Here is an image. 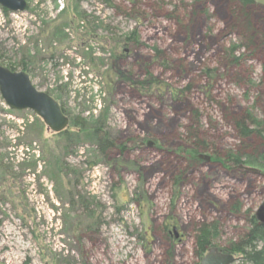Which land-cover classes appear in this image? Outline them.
Returning <instances> with one entry per match:
<instances>
[{
  "label": "rangeland",
  "instance_id": "374dc122",
  "mask_svg": "<svg viewBox=\"0 0 264 264\" xmlns=\"http://www.w3.org/2000/svg\"><path fill=\"white\" fill-rule=\"evenodd\" d=\"M26 1L18 13L0 5L4 63L25 67L71 119L104 123L116 148L101 156L88 134L69 145L0 94V264H200L204 225L224 249L252 216L264 221V168L224 163L264 144L260 124L261 139L237 129L248 115L264 120V6ZM131 32L138 42L122 56L114 40ZM110 54L121 56L116 70L161 89L111 78ZM194 143L211 159L190 160Z\"/></svg>",
  "mask_w": 264,
  "mask_h": 264
},
{
  "label": "trees",
  "instance_id": "16d2710c",
  "mask_svg": "<svg viewBox=\"0 0 264 264\" xmlns=\"http://www.w3.org/2000/svg\"><path fill=\"white\" fill-rule=\"evenodd\" d=\"M238 2L243 3V8H247L249 5L253 4L252 0H237ZM4 12L7 13L8 11L4 9ZM83 19V18H81ZM244 24L247 30L251 32V34H256V32L252 29V26L247 21V17L244 16ZM64 29H59L58 31L61 33ZM258 36V35H257ZM251 38H254L253 36ZM122 42H116V45L119 46L123 42H138L137 34L136 32H131L126 38H124ZM128 43V44H129ZM240 47L237 45H234L232 49H230V52L236 51V49ZM234 60L236 62L239 61V57H235ZM0 64L11 69L12 71H18L17 66L12 64H5L3 61L2 56L0 55ZM23 66V65H22ZM112 63H111V69H112ZM26 68L22 67L21 71L26 72ZM137 85H141L144 88L150 89V88H157L161 89V83L154 78H149L144 83H137ZM50 95V94H49ZM63 113H66L64 108L61 106ZM101 121H98L96 125H90L87 123V121L80 117H75L71 119V125H86L88 127H94L92 128H85L82 132L84 134H88V136L91 137L92 141L97 143L99 145L98 152H100L101 156L106 157L107 156V150L113 145V140L110 137V135L103 130L104 123H100ZM103 122V121H102ZM101 124V125H100ZM260 127L264 124L263 121H258L254 119L251 115H248V118H245L242 120V122L237 123V129L239 130L240 138L247 139L250 138L252 135H259L260 139L262 137V132L259 129H255L252 126H259ZM263 127V126H262ZM258 133V134H256ZM86 136V135H85ZM199 145L194 143L192 145V151H190V160H196V155L199 152ZM260 148V146H259ZM261 148L264 149V144L261 145ZM260 148V149H261ZM258 150H256L255 153H257ZM264 160V153L261 154ZM253 162L257 165V167L263 168V164H259L256 161V158H254V155H243L240 152L232 155H228L226 159H224V163L230 164V167H238L241 166L243 163ZM227 164V165H228ZM249 228L248 230L234 243H231L229 247H226L223 250L225 253H231L233 255H238L240 258L239 264H264V224L260 223L258 220H256L255 216H252L249 219ZM214 228L211 225H204L200 229V234L197 236L196 240V255L200 259V262L202 258L204 257L205 253L211 247L213 244L212 240L214 238Z\"/></svg>",
  "mask_w": 264,
  "mask_h": 264
},
{
  "label": "water",
  "instance_id": "95a60500",
  "mask_svg": "<svg viewBox=\"0 0 264 264\" xmlns=\"http://www.w3.org/2000/svg\"><path fill=\"white\" fill-rule=\"evenodd\" d=\"M252 1L256 5L264 6V0ZM0 5L11 13L24 12L27 9L26 0H0ZM0 94L11 110L32 111L54 133L65 130L69 125V118L63 113L59 103L49 94L37 89L24 71H12L0 64ZM148 144L151 145L150 142ZM260 223L264 224V221ZM235 260L233 254L211 246L200 264H233Z\"/></svg>",
  "mask_w": 264,
  "mask_h": 264
},
{
  "label": "flooded vegetation",
  "instance_id": "af4514ba",
  "mask_svg": "<svg viewBox=\"0 0 264 264\" xmlns=\"http://www.w3.org/2000/svg\"><path fill=\"white\" fill-rule=\"evenodd\" d=\"M240 4H241V6H243V3L242 2H239ZM253 4H254V2H253ZM83 18V17H82ZM64 31V30H63ZM88 30H86V33L87 34H90V33H88L87 32ZM91 35V34H90ZM110 40V39H109ZM123 40H125V39H121V40H114V45H116V42L118 41V42H122ZM130 44V43H129ZM128 45V43L127 42H123V43H121L119 46H121V47H123L124 48V53L122 54V56L123 55H126L128 52H129V50L126 48V46ZM117 46V45H116ZM120 57L121 56H119V55H117V54H110V58H109V64H108V66L109 67H111V63H112V69L110 70V73H111V78H117V79H120V81H125V82H130V84H133V85H136V86H139L140 88H142V86L141 85H137V83H144L145 81H135L132 77H131V75L130 74H128V73H126V72H121V71H118V70H116L115 68L118 66V62H119V60H120ZM68 118H69V125H68V127L65 129V130H63V131H61V132H58V133H54V132H52V131H50V130H48L47 129V131L48 132H50L51 134H53V136H55V137H63V140L66 142V143H68L69 145H74L75 146V144H73V143H78L79 141H78V139L82 136V134H84V132H82L83 131V129H85V128H94L93 126L92 127H88V126H86V125H76V126H74V125H71V117L67 114V113H64ZM264 117V116H263ZM263 126V127H262ZM261 127L263 128V130H264V124L262 125ZM47 128V127H46ZM253 128H257V129H259L258 128V125L256 126H253ZM103 129H104V127H103ZM239 131V130H238ZM239 137H240V135H239ZM113 140V139H112ZM96 144V149H97V152H98V149H99V145L97 144V143H95ZM140 144H143V143H140ZM149 145V144H148ZM149 146H151V145H149ZM116 148V145H115V143H114V140H113V145L107 150V153H109V151H110V149L112 150V149H115ZM118 148H119V150H120V152L121 153H125V150H126V148L125 147H119L118 146ZM193 149V148H192ZM192 151V150H191ZM100 153V152H99ZM262 153H264V149H263V151H260V148H259V145H258V151H257V153H255V155H254V158H256V161H257V163H259V164H263L264 163V160H263V157L261 156V154ZM122 154H119V156H121ZM207 157V156H206ZM204 155H201V154H197L196 155V160L197 159H203V158H206ZM209 158V160L211 159V157H208ZM227 158V157H226ZM225 158V159H226ZM114 164H115V166H118V165H122V162H120V161H118V160H116V161H114ZM263 168H264V164H263V166H262ZM263 168H260L259 167V169H260V171L262 172V170H263ZM260 172V173H261ZM264 174V173H263ZM255 216V215H254ZM256 217V216H255ZM256 220H258L257 219V217H256ZM173 234H174V238L176 239V240H178V241H182V239H183V237H182V235H181V233L179 232V230H178V227L175 225V226H173Z\"/></svg>",
  "mask_w": 264,
  "mask_h": 264
}]
</instances>
